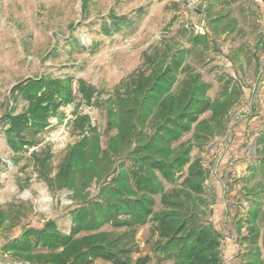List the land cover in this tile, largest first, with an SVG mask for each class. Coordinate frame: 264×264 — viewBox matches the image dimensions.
<instances>
[{
	"label": "rangeland",
	"instance_id": "1",
	"mask_svg": "<svg viewBox=\"0 0 264 264\" xmlns=\"http://www.w3.org/2000/svg\"><path fill=\"white\" fill-rule=\"evenodd\" d=\"M221 17L219 22L215 20ZM114 20H120L119 22ZM233 28V29H230ZM206 33L207 42L192 37ZM263 44L257 45L259 35ZM173 43L188 50L186 64L209 84L215 98L225 84L237 86L238 100L225 117L224 129L206 145L193 148L207 179L205 221L221 235L223 264H245L249 249L247 211L254 205L250 191L262 177L249 169L255 163V140L264 132V0H0V116L22 112L26 101L10 98L11 87L27 78H70L73 98L48 118L49 125L34 147L14 153L0 127V264H30L4 251L23 229L41 227L48 220L62 232L71 226L75 205L71 191L50 188L40 177L32 151L49 149L52 174L80 135L73 126L78 115H88L102 146L112 134L106 130V100L155 47ZM260 58L257 72L255 57ZM79 81L94 90L91 104L79 91ZM209 112L200 116L207 118ZM191 136L185 134L180 141ZM180 181V180H179ZM178 181V182H179ZM166 190L175 183L164 182ZM90 197L97 193L94 183ZM256 226L264 256V192H260ZM161 207L156 196L155 209ZM151 224L136 233L138 252L150 262L163 257L151 248ZM103 229L110 230L108 226ZM34 251L45 252L36 248ZM172 264L170 259H163ZM96 264H113L96 260Z\"/></svg>",
	"mask_w": 264,
	"mask_h": 264
},
{
	"label": "trees",
	"instance_id": "2",
	"mask_svg": "<svg viewBox=\"0 0 264 264\" xmlns=\"http://www.w3.org/2000/svg\"><path fill=\"white\" fill-rule=\"evenodd\" d=\"M222 18L216 19L219 22ZM120 21V20H114ZM233 29V28H230ZM206 33L192 37L207 42ZM263 44V35L257 45ZM188 50L172 42L155 47L143 56V65L130 73L111 96L95 102L105 108L106 130L112 134L102 146L100 134L88 115H78L73 126L80 138L73 143L52 174L50 151H32L40 177L50 188L71 191L73 211L68 232L48 220L41 227L22 230L19 238L7 242L4 251L30 264H223L221 235L205 221L207 171L200 157L191 159L193 148H201L224 129L225 117L238 100L237 86L225 84L219 95H208L209 84L185 62ZM257 72L260 58L255 57ZM264 73V68L261 70ZM71 79L42 76L14 84L10 98L26 101L22 112L7 109L0 127L14 153L39 143V135L49 125L48 118L72 101ZM79 91L91 104L94 90L79 81ZM209 112L207 118L200 116ZM191 136L180 139L187 133ZM256 161L249 169L263 180L252 189L254 205L247 211L249 255L245 264H264L256 226L260 192H264V132L255 140ZM180 180V181H179ZM179 181V182H178ZM166 183H175L166 190ZM94 183L97 193L90 197ZM156 196L161 207L155 209ZM4 214L0 212V223ZM151 224L154 252L134 256L139 246L138 229ZM108 226L111 229H103ZM36 248L45 252L34 251Z\"/></svg>",
	"mask_w": 264,
	"mask_h": 264
}]
</instances>
